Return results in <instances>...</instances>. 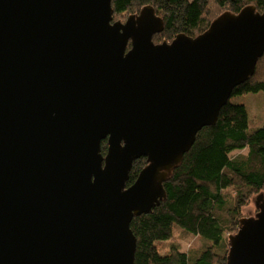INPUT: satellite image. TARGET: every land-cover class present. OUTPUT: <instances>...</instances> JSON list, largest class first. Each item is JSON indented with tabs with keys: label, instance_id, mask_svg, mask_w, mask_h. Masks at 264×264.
<instances>
[{
	"label": "water",
	"instance_id": "95a60500",
	"mask_svg": "<svg viewBox=\"0 0 264 264\" xmlns=\"http://www.w3.org/2000/svg\"><path fill=\"white\" fill-rule=\"evenodd\" d=\"M112 2L0 0V264H135L132 221L264 55L255 6L156 44L152 5L122 22ZM254 205L226 264H264V192Z\"/></svg>",
	"mask_w": 264,
	"mask_h": 264
},
{
	"label": "trees",
	"instance_id": "16d2710c",
	"mask_svg": "<svg viewBox=\"0 0 264 264\" xmlns=\"http://www.w3.org/2000/svg\"><path fill=\"white\" fill-rule=\"evenodd\" d=\"M147 5L165 25L153 38L156 44L171 43L178 34L195 38L226 11L239 13L252 5L264 13V0H113L114 21L125 22ZM257 92H264V55L253 77L236 87L232 97ZM107 149L105 141L103 155ZM147 164L146 158L134 162L127 186ZM164 187L165 200L131 223L135 264H226L228 236L238 231L243 209L264 192V126L250 120L245 105L230 99L216 125L198 133ZM174 227L199 238L198 247L183 250Z\"/></svg>",
	"mask_w": 264,
	"mask_h": 264
},
{
	"label": "rangeland",
	"instance_id": "374dc122",
	"mask_svg": "<svg viewBox=\"0 0 264 264\" xmlns=\"http://www.w3.org/2000/svg\"><path fill=\"white\" fill-rule=\"evenodd\" d=\"M231 101L234 103L245 105L250 120L257 123L260 127L264 126V92L235 96L231 98ZM254 200L249 206L243 209L242 215L244 217H250L256 214L257 210L254 205ZM174 231L176 232V239L182 245L183 250L190 249L191 247H198V244L200 242L199 238L189 235H182V232L177 227H174ZM168 242L169 241H165L164 243Z\"/></svg>",
	"mask_w": 264,
	"mask_h": 264
}]
</instances>
